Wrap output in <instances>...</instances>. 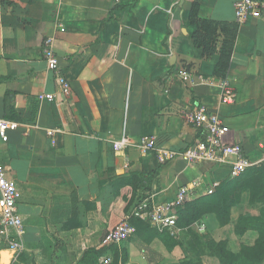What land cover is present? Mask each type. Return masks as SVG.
Segmentation results:
<instances>
[{"label": "crops", "instance_id": "crops-1", "mask_svg": "<svg viewBox=\"0 0 264 264\" xmlns=\"http://www.w3.org/2000/svg\"><path fill=\"white\" fill-rule=\"evenodd\" d=\"M236 1L0 0V118L20 124L6 142L0 139V162L21 193L25 249L17 264H222L207 240L225 241L234 254L257 244L259 226L235 231L241 217L264 219V201L251 202L249 189L225 225L205 213L166 242L140 219L127 240L102 244L138 199L169 202L181 185L199 182L190 200L229 180L228 165L160 164L154 149L138 146L144 135L157 147L192 144L197 131L183 112L194 102L221 118L228 141L241 143L251 160L260 159L264 17L238 24ZM48 35H55L71 85L66 98L57 93L42 57ZM222 58V78L237 92L233 104H222L215 86L184 85L175 76L186 69L222 79L215 75ZM43 93L56 97L40 101ZM123 134L128 145L115 151L113 141ZM0 264H9L1 242Z\"/></svg>", "mask_w": 264, "mask_h": 264}, {"label": "built area", "instance_id": "built-area-1", "mask_svg": "<svg viewBox=\"0 0 264 264\" xmlns=\"http://www.w3.org/2000/svg\"><path fill=\"white\" fill-rule=\"evenodd\" d=\"M264 17V0H237L234 3V19L238 24H244L250 19ZM63 23L57 24V31H65ZM55 35H48L42 43V57L46 69L54 76L57 93L66 98L71 92V85L60 65L55 45ZM175 76L184 84L193 86L203 84L215 86L219 90V100L222 104H233L237 99V92L232 81L225 77L219 80L205 77L202 74L191 73L186 69H178ZM56 97L54 93H43L39 100L52 101ZM183 117L196 131L197 137L190 145L181 149L157 147L151 136H141L138 146L143 150H155L157 161L167 163L173 160H181L187 164L209 162L212 164L228 165L229 177L235 178L243 174L250 167L264 164V146L258 161H253L247 155L245 147L238 142L227 140L228 129L221 118L201 102L193 105L183 112ZM20 124L15 121L0 118V139L8 140V131L18 128ZM50 134L52 131L50 130ZM128 145L125 135L113 141V149L120 150ZM199 182L184 184L178 188L175 198L169 202H155L149 197L138 199L130 212L126 213L122 220L110 230L102 240L104 245L119 244L135 232V225L131 219L139 218L147 221L150 226L159 233L169 232L176 235L182 228L176 223L177 216L174 210L187 200L192 190L199 186ZM218 186L217 182L206 189L212 193ZM21 193L16 182L6 174L4 165L0 162V242L8 253L9 264H17L19 257L25 249V228L18 211V201ZM106 260L105 263H108Z\"/></svg>", "mask_w": 264, "mask_h": 264}, {"label": "trees", "instance_id": "trees-1", "mask_svg": "<svg viewBox=\"0 0 264 264\" xmlns=\"http://www.w3.org/2000/svg\"><path fill=\"white\" fill-rule=\"evenodd\" d=\"M225 50L221 51L222 57ZM225 61L223 58L218 63V67L215 70V75L222 78L223 72L219 69L220 66H224ZM220 72V73H219ZM249 189L251 191V202L264 201V164H259L247 169L243 174L235 178H229V180L218 184L212 193H203L194 196L190 200H186L180 206L176 208V223L179 227L185 228L191 224L198 222L205 213H215L222 225H225L230 220V209L235 205L242 191ZM130 212V211H129ZM264 216V209H263ZM139 218H132L133 224ZM259 226V239L256 245L252 247L243 246L239 253L234 254L227 250L225 241L214 242L207 240L206 245L209 249V253L219 258L222 264H254L264 259V219L247 220L246 218H239L235 231L238 234H242L250 226ZM156 231V230H155ZM157 232V231H156ZM157 234L166 242L172 238L169 232H163ZM197 244V243H196ZM194 253L196 246L193 247ZM91 251L83 254V258ZM98 254V253H97ZM21 259V256L19 257ZM188 264H200L198 260H190ZM180 264H184L183 262Z\"/></svg>", "mask_w": 264, "mask_h": 264}, {"label": "rangeland", "instance_id": "rangeland-1", "mask_svg": "<svg viewBox=\"0 0 264 264\" xmlns=\"http://www.w3.org/2000/svg\"><path fill=\"white\" fill-rule=\"evenodd\" d=\"M200 242H201V240L199 239V237H197V236H195Z\"/></svg>", "mask_w": 264, "mask_h": 264}]
</instances>
